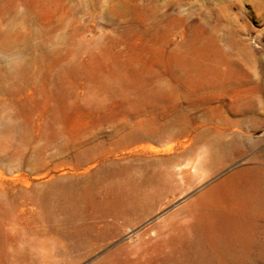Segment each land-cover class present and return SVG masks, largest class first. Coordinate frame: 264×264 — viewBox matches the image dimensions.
I'll return each instance as SVG.
<instances>
[{
    "label": "rangeland",
    "instance_id": "1",
    "mask_svg": "<svg viewBox=\"0 0 264 264\" xmlns=\"http://www.w3.org/2000/svg\"><path fill=\"white\" fill-rule=\"evenodd\" d=\"M0 264H264V0H0Z\"/></svg>",
    "mask_w": 264,
    "mask_h": 264
},
{
    "label": "water",
    "instance_id": "2",
    "mask_svg": "<svg viewBox=\"0 0 264 264\" xmlns=\"http://www.w3.org/2000/svg\"><path fill=\"white\" fill-rule=\"evenodd\" d=\"M184 156V154H179V155H175V156H170L165 158L168 162L171 163H176L179 161L180 158H182Z\"/></svg>",
    "mask_w": 264,
    "mask_h": 264
}]
</instances>
